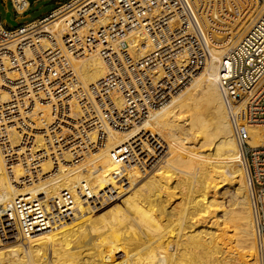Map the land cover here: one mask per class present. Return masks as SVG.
Masks as SVG:
<instances>
[{
	"label": "built area",
	"instance_id": "built-area-1",
	"mask_svg": "<svg viewBox=\"0 0 264 264\" xmlns=\"http://www.w3.org/2000/svg\"><path fill=\"white\" fill-rule=\"evenodd\" d=\"M8 1L16 16L28 14V0ZM254 1L257 10L241 25L243 0H68L14 29L0 19L5 168H21L28 181L41 175L43 162L80 165L106 145L109 133L127 131L184 92L211 51L226 48L215 79L247 176L261 264L264 142L249 141L251 128L264 129V0ZM91 56L106 72L85 87L78 62ZM155 138L156 162L167 145ZM109 153L119 170L144 174L151 168L129 142ZM88 191L81 183L43 202L18 198L0 214V244L74 224L80 215L75 196L85 198Z\"/></svg>",
	"mask_w": 264,
	"mask_h": 264
},
{
	"label": "bare ground",
	"instance_id": "bare-ground-1",
	"mask_svg": "<svg viewBox=\"0 0 264 264\" xmlns=\"http://www.w3.org/2000/svg\"><path fill=\"white\" fill-rule=\"evenodd\" d=\"M243 1L239 24L257 6ZM223 52L211 53L199 78L163 108L125 132L109 133L106 145L83 164L43 162L41 175L25 181L24 170L5 168L0 154V214L18 198L43 202L81 183L89 189L85 198L75 196L80 215L74 224H50L42 236L0 244V264H259L247 176L215 79ZM78 66L85 87L106 72L97 56ZM260 130H250L251 146L264 142ZM155 136L167 145L156 162ZM125 142L140 151L148 172L119 170L109 152ZM223 186L231 189L229 209L217 191ZM194 216L203 221L200 228ZM195 230L210 235L199 241Z\"/></svg>",
	"mask_w": 264,
	"mask_h": 264
},
{
	"label": "rangeland",
	"instance_id": "rangeland-1",
	"mask_svg": "<svg viewBox=\"0 0 264 264\" xmlns=\"http://www.w3.org/2000/svg\"><path fill=\"white\" fill-rule=\"evenodd\" d=\"M54 6H53V4H52V2L50 1V0H42V1H39V2H36V3H32L31 5H30V8H29V10H28V17L25 19V20H22L21 21V24L22 23H24V22H28V21H32V20H34V19H36V18H39V17H41L43 14H45V13H47V12H49L52 8H53ZM257 8H258V5L256 6V8H255V10L254 11H256L257 10ZM4 13H3V9H2V5L0 4V19H2V18H4ZM226 49V48H225ZM223 52L224 51V49H222V50H220V51H216V50H212L211 51V53L212 54H216L217 52ZM224 53V52H223ZM223 53H222V55H223ZM220 61H221V59H220ZM219 61V62H220ZM219 62H217L216 61V64L215 65H217ZM212 63H215V62H212ZM202 72H203V70H201L199 73H197L198 75H197V79L199 78V76L202 74ZM180 94H182V93H180ZM209 117L208 116H206V119H208ZM178 123H180V122H178ZM256 129H261L260 131L262 132V134H264V129H262V127H255ZM255 128H251L250 130H252V129H255ZM200 160V159H199ZM199 160L197 159V163L199 162ZM84 163H86V162H84ZM81 164H83V163H81ZM83 174V173H82ZM225 187V188H224ZM198 189H196L195 191L196 192H200L199 190L197 191ZM194 191V192H195ZM208 191V190H207ZM206 191V192H207ZM217 191H220V195L223 197H221L222 198V201H223V203L225 204V208L226 209H229V207H227V206H229V203H228V200L230 199L229 198V196L232 194V193H230V191H231V189L230 188H226V186H223L222 188L221 187H218L217 188ZM222 192L224 193V196H223V194H222ZM207 193H209V195L206 197L208 200H210V198L213 196H211V193L210 192H207ZM113 195H115V194H113ZM226 198V199H225ZM239 198V197H238ZM240 199V198H239ZM97 206V205H96ZM197 221H199L198 219H197V216H194V218H193V222H194V225H198L199 224V227H196L195 226V229L196 228H200L201 227V224L203 223V221H199V223H197ZM196 231V230H195ZM210 232V231H209ZM207 233V231H205L204 233H200V231L198 230V231H196V233H200V235H201V237L199 238V241L201 240V239H205L206 237H208L209 235H210V233Z\"/></svg>",
	"mask_w": 264,
	"mask_h": 264
},
{
	"label": "crops",
	"instance_id": "crops-1",
	"mask_svg": "<svg viewBox=\"0 0 264 264\" xmlns=\"http://www.w3.org/2000/svg\"><path fill=\"white\" fill-rule=\"evenodd\" d=\"M28 1L30 3L29 4V8H30V5L32 3H36V2H39V1H42V0H28ZM50 1L52 2L54 7L49 12H51L52 10L57 8L58 6L66 3L68 0H50ZM0 4L2 5V9H3L4 15H6V13H10V19L15 23V27H12L11 25H9L5 21V16H4V18H2L1 20L5 23V26H6L7 29H14V28L20 27V26H22L24 24H27L29 22H32L34 20H39V19L43 18L44 16H46L49 13V12H47V13L43 14L41 17H39V18H36V19H34L32 21L24 22V23L21 24V21L25 20L28 17V14L26 16H24L23 18L16 16L14 11H13V9H12V7H11V4H10V2L8 0H0ZM29 8H28V10H29Z\"/></svg>",
	"mask_w": 264,
	"mask_h": 264
},
{
	"label": "water",
	"instance_id": "water-1",
	"mask_svg": "<svg viewBox=\"0 0 264 264\" xmlns=\"http://www.w3.org/2000/svg\"><path fill=\"white\" fill-rule=\"evenodd\" d=\"M5 21L11 25L12 27H15V23L10 19V13H6L5 15Z\"/></svg>",
	"mask_w": 264,
	"mask_h": 264
}]
</instances>
